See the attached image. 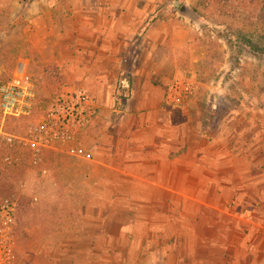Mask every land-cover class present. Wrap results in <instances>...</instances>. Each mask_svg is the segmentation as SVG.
<instances>
[{
	"label": "rangeland",
	"instance_id": "374dc122",
	"mask_svg": "<svg viewBox=\"0 0 264 264\" xmlns=\"http://www.w3.org/2000/svg\"><path fill=\"white\" fill-rule=\"evenodd\" d=\"M104 1L0 0L2 79L23 67L35 90L27 114L0 111V264H207L220 258L218 244L240 239L206 228L214 213L206 209L192 223L189 198L196 190L205 202V185L178 180L172 164L195 158L184 146L222 147L208 169L221 173L226 147L237 167L245 160L232 148L264 146V0L157 1L148 20L162 22L152 31L165 29L157 50L165 56L133 92L125 48L136 18L110 42ZM69 89L94 107L64 142L44 123Z\"/></svg>",
	"mask_w": 264,
	"mask_h": 264
},
{
	"label": "crops",
	"instance_id": "0c3cea01",
	"mask_svg": "<svg viewBox=\"0 0 264 264\" xmlns=\"http://www.w3.org/2000/svg\"><path fill=\"white\" fill-rule=\"evenodd\" d=\"M142 1L105 0L102 7L109 14L108 33L110 42L119 41L116 34L119 30L125 31V34H127L126 31L130 28V15L134 19L136 18V21L134 20L131 25L133 28L131 42L128 44L129 47L126 45L127 48H125L126 52L130 51L128 55L133 59L129 67V72L132 74V92L139 88V84H143L141 87H147L150 84V76L158 70L154 68L155 65L158 67L161 63L158 56L160 55V58L165 56L162 52L161 54L157 53L160 45L165 42V29L163 28L160 32L152 31L153 27L159 25L161 21L148 20L159 0ZM97 8H99L97 5L92 6L90 11ZM180 8L178 9L180 14L188 19H197L193 10L189 9V13L184 14L181 13ZM143 28L145 32H141L140 36H136L137 30ZM181 40L184 39L181 38ZM151 44H154V46ZM98 48L96 46V49ZM141 57H143L142 60H138ZM150 57L156 59L149 62ZM114 67L115 72L120 71L119 64H114ZM134 98L133 95L130 101ZM126 100L123 102L124 104ZM137 101L142 102L144 98L139 97ZM181 147L183 146H177L176 148L180 149ZM183 148L191 149L190 152L195 153V158H191V162L184 161L185 164L174 158L172 169H179L175 176L178 180L187 178L188 183L196 187L204 184L206 197L208 198L205 202L199 201L200 198L196 190L194 195L189 198L197 203L195 204L197 210L191 213L192 223L198 224L197 219L201 218V211L206 209L214 212L211 216L209 215L210 219L208 218L209 221L206 222V228L213 227L220 232H238L240 235V239L236 243L218 244L219 249L222 251L220 258H205L204 261L207 264H209L208 260L211 261V264H264V160L261 161L264 158V146L253 143L251 146L240 145L232 148L231 154H240V158L245 160L237 167L228 159L232 157H228L230 151L227 150L229 147H226V150H222V152H226V158L222 157L223 160L219 162L223 170L221 173L209 172L208 169L215 168L212 154L214 150L217 151L216 149H222V147L215 149L211 146H205L203 149L184 146ZM198 154H203L205 160L198 158ZM248 154L253 155L252 161L248 160ZM180 168L183 169L182 172ZM171 176L175 177L172 173ZM233 176H236V179H232ZM232 180H234V184ZM178 194L186 196L179 192ZM206 231L208 230L206 229ZM233 244H236V246ZM231 248H236L237 253L235 256L228 253V249Z\"/></svg>",
	"mask_w": 264,
	"mask_h": 264
},
{
	"label": "built area",
	"instance_id": "2783aa9c",
	"mask_svg": "<svg viewBox=\"0 0 264 264\" xmlns=\"http://www.w3.org/2000/svg\"><path fill=\"white\" fill-rule=\"evenodd\" d=\"M0 68V111L3 117L25 115L30 110L35 90L23 67H19L9 79H2ZM93 100L83 91L69 89L63 91L56 99L48 114L44 126L47 135L54 140L73 142L81 127L93 114ZM48 127V128H47ZM45 134V131H43ZM0 134H4L0 130ZM46 135V134H45ZM12 142V137H6ZM6 220H11L9 207L4 205ZM6 224V222L4 223Z\"/></svg>",
	"mask_w": 264,
	"mask_h": 264
},
{
	"label": "water",
	"instance_id": "95a60500",
	"mask_svg": "<svg viewBox=\"0 0 264 264\" xmlns=\"http://www.w3.org/2000/svg\"><path fill=\"white\" fill-rule=\"evenodd\" d=\"M180 11H181V13H184V14H188V13H189V12H188V9L186 8L185 5H182V6H181Z\"/></svg>",
	"mask_w": 264,
	"mask_h": 264
}]
</instances>
